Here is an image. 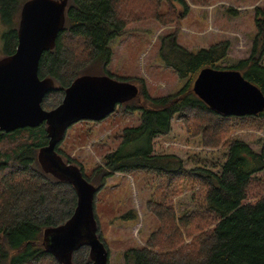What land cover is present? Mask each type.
<instances>
[{"label": "trees", "instance_id": "obj_1", "mask_svg": "<svg viewBox=\"0 0 264 264\" xmlns=\"http://www.w3.org/2000/svg\"><path fill=\"white\" fill-rule=\"evenodd\" d=\"M26 1L0 0V17L5 26L4 56L17 49L21 10ZM148 18L179 24L181 16L170 11L160 13L153 0H68L64 27L55 46L44 51L39 63V76L55 81V88L42 101L43 107L59 106L67 87L83 75H110L133 82L108 69L113 57L111 43L130 23ZM255 25L249 56L227 67L220 64L228 58L229 40L188 49L178 42L177 29L164 35L159 60L176 72L182 87L152 96L141 81L138 94L117 109L126 114L138 112L139 124L123 129L118 146L103 155V164L93 168L90 175L56 147L58 154L68 164L79 166L99 190L114 173L137 171L162 176L167 187L199 186L192 195L198 209L189 215L182 214L179 220L190 224L204 215L211 220V229L180 247V231L169 225L159 237H153L149 246L127 249L123 264H264V194L251 200L264 190V178L257 177L264 170V146L259 152L242 139L232 140L219 173L205 167L188 169L179 155L154 151L155 138L171 132L176 115L190 128L196 121L197 130L192 132L206 134L208 144L215 143V138L209 136L221 132L225 122H264V109L253 115H225L211 108L193 89L199 72L214 67L241 71L264 94V7L256 8ZM49 140L46 123L11 132L0 130V264H63L47 250L45 231L71 219L78 205V194L70 181L42 167L39 152ZM164 211L174 218L165 204H160L158 213ZM95 217L98 222L96 213ZM123 218L135 220L137 212L130 210ZM201 228L198 225V230ZM99 230L98 224L101 238ZM156 247L163 251H156ZM80 251H85L84 256ZM73 262L92 264L89 246L74 251Z\"/></svg>", "mask_w": 264, "mask_h": 264}, {"label": "rangeland", "instance_id": "obj_2", "mask_svg": "<svg viewBox=\"0 0 264 264\" xmlns=\"http://www.w3.org/2000/svg\"><path fill=\"white\" fill-rule=\"evenodd\" d=\"M183 1L153 0L154 8L159 5L160 13L180 14L179 24H165L149 18L130 23L111 43L110 72L117 77L132 79L131 83L138 87L144 81L152 96L178 91L182 82L176 72L163 65L158 57L161 38L175 29L178 30V42L188 49L229 40L228 58L220 64L222 67L249 56L256 32L255 10L264 7V0ZM4 30L0 17V58L4 57ZM117 109L100 121L73 123L57 145L60 153L80 163L87 175L97 165L103 164L105 153L118 146L124 128L139 124L138 112L126 114ZM197 126L194 121L190 128L183 118L176 115L171 132L155 138V153L179 155L188 169L205 167L219 173L226 160L228 143L232 140L242 139L259 152L264 146V122L261 121L225 122L221 132L209 136L215 138L214 144L206 143V134L194 135L192 131H196ZM257 177L264 178V170ZM182 187H167L162 176L144 171L117 172L107 179L106 185L97 192L95 213L99 233L109 250V264H123V253L127 249L149 246L153 237H159L169 225L180 231V247L192 243L195 237L211 229V220L204 215L194 218L190 224L179 220L182 214L189 215L198 209L192 195L199 186ZM263 194L264 190L251 200ZM160 204H165L174 218L165 211L159 214ZM130 210L137 212L135 220L123 218ZM198 225L203 229L198 230ZM155 250L163 251L161 247ZM84 254L85 251H80L81 256Z\"/></svg>", "mask_w": 264, "mask_h": 264}, {"label": "water", "instance_id": "obj_3", "mask_svg": "<svg viewBox=\"0 0 264 264\" xmlns=\"http://www.w3.org/2000/svg\"><path fill=\"white\" fill-rule=\"evenodd\" d=\"M68 0H27L21 10L16 51L0 58V130L47 124L49 144L39 160L46 172L70 181L78 194L74 215L65 224L45 231L46 248L63 264L73 262L74 251L87 245L92 264H108L109 250L98 234L95 198L99 189L79 166L68 164L56 151L73 123L100 121L122 102L136 96L139 88L110 75H83L65 91L62 103L46 109L42 101L55 88L52 77L39 76L44 51L55 46L65 24ZM195 93L211 108L225 115L257 114L264 109L261 89L237 69L203 68L194 80Z\"/></svg>", "mask_w": 264, "mask_h": 264}, {"label": "flooded vegetation", "instance_id": "obj_4", "mask_svg": "<svg viewBox=\"0 0 264 264\" xmlns=\"http://www.w3.org/2000/svg\"><path fill=\"white\" fill-rule=\"evenodd\" d=\"M106 247H107V245H106ZM109 264V263H108Z\"/></svg>", "mask_w": 264, "mask_h": 264}]
</instances>
